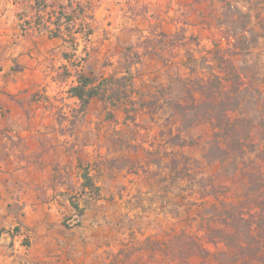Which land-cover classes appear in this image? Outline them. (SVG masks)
<instances>
[{"label": "rangeland", "instance_id": "obj_1", "mask_svg": "<svg viewBox=\"0 0 264 264\" xmlns=\"http://www.w3.org/2000/svg\"><path fill=\"white\" fill-rule=\"evenodd\" d=\"M78 1L90 6L87 39L78 20L58 38L33 22L36 3L44 21L68 0H0V264H232L223 214L264 205V0ZM216 55L239 74L238 111L256 124L255 146L234 161L212 148L203 104L190 111ZM77 65L129 78V98L82 111L67 93Z\"/></svg>", "mask_w": 264, "mask_h": 264}, {"label": "trees", "instance_id": "obj_2", "mask_svg": "<svg viewBox=\"0 0 264 264\" xmlns=\"http://www.w3.org/2000/svg\"><path fill=\"white\" fill-rule=\"evenodd\" d=\"M88 6L82 5L79 1L76 2V5H73L71 0H68L65 6L61 5L56 11L48 13L46 20L43 21L40 14L47 6L42 5L40 7L36 3L32 7L36 15L33 22L36 28L47 31L48 36L58 38L64 34L69 36L68 34L72 33L68 30L69 26L75 20H78L80 23L73 33L87 39L92 34V28L90 27L92 16L90 6ZM235 10L239 17H248V13H243L239 9ZM21 24L20 29L24 32L25 25H30L31 22L22 21ZM245 32V29H242L234 43V47L240 52L247 50L241 45V39L244 38L243 33ZM62 56L65 60L69 59L66 53ZM214 60L218 74L210 72V77L205 81L202 79L201 83H198L199 89L196 90L204 100L201 103L194 102L190 107V111L196 113L199 106L203 104L205 116H207L206 118L214 130V147L212 146V148L218 150V145L222 144L221 154L223 159H232L234 161L237 156L242 157L247 148L255 146L250 141L252 128L257 124L260 129H264V103L258 106L260 118L256 124L254 119H251L247 114L239 113L242 91V89H239L241 86L240 76L222 56L216 55ZM74 70L75 83L68 88L67 93L79 102L82 111L93 98L105 101L109 97L108 100L112 106H116L117 103L129 98L131 93L129 78L120 77L114 79L110 77L99 80L85 75L78 65L75 66ZM66 74L67 76L70 75V73ZM227 82L238 87L230 92V88L225 89L224 87ZM115 83H120V85ZM107 92H109L108 95ZM255 103H258V101L255 100ZM261 152L264 154V148ZM246 177L249 191L262 188V183H259L256 173L250 171L246 174ZM80 178L82 179L81 186L84 192L87 190L98 196V188L95 187L88 170H83ZM70 204L77 216L83 214L84 208L80 207L78 203L71 202ZM260 204V206L257 205L258 211L249 209L247 213H244L242 209L232 207L223 214L222 224L224 225V230L219 232L218 238L225 244L235 248L236 257L232 264H264V205Z\"/></svg>", "mask_w": 264, "mask_h": 264}]
</instances>
